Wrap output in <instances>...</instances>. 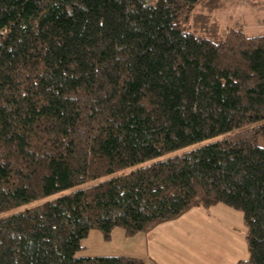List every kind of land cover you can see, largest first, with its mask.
Returning a JSON list of instances; mask_svg holds the SVG:
<instances>
[{"label": "trees", "instance_id": "1", "mask_svg": "<svg viewBox=\"0 0 264 264\" xmlns=\"http://www.w3.org/2000/svg\"><path fill=\"white\" fill-rule=\"evenodd\" d=\"M224 1L0 0V264H155L77 253L217 205L264 264V35Z\"/></svg>", "mask_w": 264, "mask_h": 264}, {"label": "rangeland", "instance_id": "2", "mask_svg": "<svg viewBox=\"0 0 264 264\" xmlns=\"http://www.w3.org/2000/svg\"><path fill=\"white\" fill-rule=\"evenodd\" d=\"M214 18L221 33L239 28L248 37L264 35V0H225L223 9L217 12ZM171 155L173 154L165 155L161 159ZM158 160L160 158L120 170L102 180L129 174ZM38 203L34 202L28 206L32 207ZM167 226L171 227L165 232L168 236L166 241L172 242V236L179 242L181 238H187L189 242L184 246L179 243L178 249L194 250L197 255H201V259L206 258L201 260V264H233V259L243 255V252L245 257L247 256L243 216L226 205H217L209 210L193 209ZM146 236L147 234H138L126 237L122 229L116 228L111 232L110 239L104 240L100 231L92 230L82 240V249L77 253V257L129 256L135 255L134 253L141 255L145 250L143 247H147ZM155 244L156 241L151 244L152 249ZM192 262L197 263L199 260L194 257Z\"/></svg>", "mask_w": 264, "mask_h": 264}, {"label": "crops", "instance_id": "3", "mask_svg": "<svg viewBox=\"0 0 264 264\" xmlns=\"http://www.w3.org/2000/svg\"><path fill=\"white\" fill-rule=\"evenodd\" d=\"M170 223L171 222L159 225L152 232L147 234V247H143L145 248V250H143V253H141V255H138V253H134L135 255H129L127 257H133L144 261L152 260L155 262V264H201V260H204L206 258L201 259V255H197L194 250L178 249L179 243L184 246L189 242L187 238H181V242H179L178 240H175L174 236H172V242L166 241L168 236L165 235V232L171 227L167 226L170 225ZM154 241H156V244L154 245L155 248L152 249L151 244ZM194 257L197 258L199 262H192V258ZM246 258L247 256L245 257V253L243 252V255H240L238 258L235 257V259H233V264H236L238 260H244Z\"/></svg>", "mask_w": 264, "mask_h": 264}, {"label": "built area", "instance_id": "4", "mask_svg": "<svg viewBox=\"0 0 264 264\" xmlns=\"http://www.w3.org/2000/svg\"><path fill=\"white\" fill-rule=\"evenodd\" d=\"M155 1V0H152V2Z\"/></svg>", "mask_w": 264, "mask_h": 264}]
</instances>
